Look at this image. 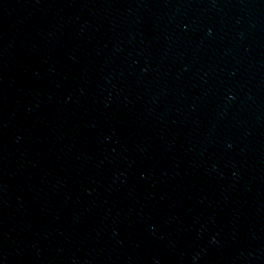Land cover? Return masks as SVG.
I'll list each match as a JSON object with an SVG mask.
<instances>
[{
  "label": "water",
  "instance_id": "obj_1",
  "mask_svg": "<svg viewBox=\"0 0 264 264\" xmlns=\"http://www.w3.org/2000/svg\"><path fill=\"white\" fill-rule=\"evenodd\" d=\"M0 264H264V0H0Z\"/></svg>",
  "mask_w": 264,
  "mask_h": 264
}]
</instances>
